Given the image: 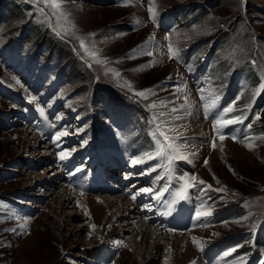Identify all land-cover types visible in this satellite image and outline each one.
I'll return each mask as SVG.
<instances>
[{
    "label": "rangeland",
    "instance_id": "rangeland-1",
    "mask_svg": "<svg viewBox=\"0 0 264 264\" xmlns=\"http://www.w3.org/2000/svg\"><path fill=\"white\" fill-rule=\"evenodd\" d=\"M56 2L0 0V264H264V0ZM103 187L174 252L138 249Z\"/></svg>",
    "mask_w": 264,
    "mask_h": 264
},
{
    "label": "bare ground",
    "instance_id": "bare-ground-1",
    "mask_svg": "<svg viewBox=\"0 0 264 264\" xmlns=\"http://www.w3.org/2000/svg\"><path fill=\"white\" fill-rule=\"evenodd\" d=\"M113 176L118 177L117 175H113ZM113 188L103 187L101 189V190H103V192H106L105 194L111 195V196L105 195L104 196L105 201L103 203L105 204V202H107V204L109 203L112 207L116 208L115 213L117 214V218L122 220L124 226H126V227H128L129 225L133 226V227L127 228V229L129 231H131L130 233L133 234V237L135 238V243L137 244V248L138 249L140 248L143 250L144 247H147V245L149 244V249L151 250V252L153 254H155V253L159 254L160 252H162L161 250L165 248L164 244H167L168 249L171 248L170 251L173 250V252H174V248H176L175 243L178 239V238L176 239V236L178 233H175L173 230H170V233H164L163 231L160 230L159 224H155L153 226L152 224H154V222L150 223L149 219H147V218H144V220L141 219V217H142L141 213L142 212L140 210H136L137 207L130 210L128 208L129 206L126 203V198H124V197L118 198V196L113 197L115 195H118L117 192H112ZM65 190H66V188H65ZM83 196H84L86 202H88V204H89L92 199L89 198L88 195H83ZM87 198H88V200H87ZM109 198H111V199H109ZM98 200L102 201V199H100V198H98ZM82 225H84V224H82ZM84 226H87V225H84ZM89 226H90V224H89ZM150 226L152 228H149ZM80 229H84V228L82 227ZM193 263H194V261H193Z\"/></svg>",
    "mask_w": 264,
    "mask_h": 264
},
{
    "label": "snow or ice",
    "instance_id": "snow-or-ice-1",
    "mask_svg": "<svg viewBox=\"0 0 264 264\" xmlns=\"http://www.w3.org/2000/svg\"><path fill=\"white\" fill-rule=\"evenodd\" d=\"M41 2L47 3L48 0H41ZM62 2H66V0H62ZM51 7L54 10L55 9H59L61 7V4L60 3H57L56 0H52ZM149 12H150V16H153V18H154L153 9L151 7L149 8ZM41 13H42V10H41ZM80 43H81V47H84V42L82 40H81ZM141 51H143V49H141ZM170 51H171V46H170ZM175 55H176V58H178V51L175 53ZM253 63H255V61H253ZM117 75H118V73H117ZM174 87H178V86H174ZM260 88L261 89H264V82L261 83ZM198 91L202 93V90L201 89H198ZM257 91H259V89ZM138 95L144 96L145 93L144 92H140V93H138ZM217 99H218V97H217ZM175 111L176 110L173 109V112H175ZM233 111H234L233 107H226L221 112L216 113V115L213 117V120H214V130L216 132H221L222 129H227L230 126H233V125H235L237 123H242L243 122V120H242L241 117H235V118H233V117H230V116H226L225 115L226 113H232ZM207 114L208 113L206 112V115ZM40 115L43 116L44 113L41 111L40 112ZM175 118L176 119H179L180 117L179 116H176ZM256 119H259V117L257 116ZM247 127H250V125L247 126ZM239 131H240L239 129L233 128V132H239ZM67 135H68V132L66 130L65 131H61L57 135V140H59L60 137L67 136ZM228 136H232V138L234 139V141L235 140H238V139H241L240 137H237V136L233 135V133H231V132H223L220 135V140H224ZM156 137H157V133H153V138L156 139ZM159 143H160V141L157 140V144H159ZM215 147H216L215 142H212V148L215 149ZM246 147H248L251 150L252 145L251 144H246ZM156 154H158V155L159 154H162L160 148L157 149V153ZM66 156H67V153H63V154H61L60 159L61 160H64L66 158ZM146 158H150V157H147V156L140 157L138 159H133L131 162H132L133 165H136L138 162H140V161H142L143 159H146ZM166 158L168 159L169 163H171V161L173 159H177V158H181V157L179 156L178 153H176L174 151L173 155L167 156ZM205 164H207V161H205ZM166 171H168V169H166ZM191 179L193 181H195L196 178L195 177H192ZM200 183L203 184L204 182L203 181H200ZM185 185L188 186V187H191L192 186L187 179L185 180ZM151 191L152 190L150 188H144L143 189V192L144 193H150ZM201 191H203V190L201 189ZM130 195H131V198L135 201L136 196L134 194H130ZM157 199H159V197H157ZM203 206H204V202L202 201L201 202V207H203ZM147 210L148 211H151L152 209H151V207H149ZM209 214H210V212H207V211H205V212L197 211L195 213V218H196V220H200L201 216H208ZM247 219H248V217L246 216V217H243L240 220H236L234 222L239 224V223H242L243 220H247ZM26 223H27V220H25V224ZM22 231H23V234H27L26 233V230H23L22 229ZM235 250H236L235 248L230 249V250H227V251H225V253H223V256L224 257H227V256H229L231 254V252H233ZM240 260L243 261V257H241Z\"/></svg>",
    "mask_w": 264,
    "mask_h": 264
}]
</instances>
